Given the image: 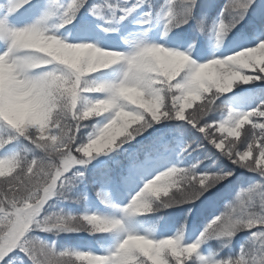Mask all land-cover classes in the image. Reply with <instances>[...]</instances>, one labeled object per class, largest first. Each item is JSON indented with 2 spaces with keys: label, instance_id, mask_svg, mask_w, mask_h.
<instances>
[{
  "label": "snow or ice",
  "instance_id": "obj_1",
  "mask_svg": "<svg viewBox=\"0 0 264 264\" xmlns=\"http://www.w3.org/2000/svg\"><path fill=\"white\" fill-rule=\"evenodd\" d=\"M253 84L264 0H0V264H264V100L237 110ZM81 183L139 190L58 210Z\"/></svg>",
  "mask_w": 264,
  "mask_h": 264
},
{
  "label": "rangeland",
  "instance_id": "obj_2",
  "mask_svg": "<svg viewBox=\"0 0 264 264\" xmlns=\"http://www.w3.org/2000/svg\"><path fill=\"white\" fill-rule=\"evenodd\" d=\"M223 2L224 0H216L217 4H222ZM216 11H218V8L216 9ZM49 27H51V24L49 25ZM67 27L71 28V25H68ZM239 27L240 26H238V28ZM61 31H64V30L62 29ZM66 35H68L70 39V34L66 33ZM140 35L141 33L138 31H131L127 34L125 39L131 41V40L139 38ZM228 45H229V41L226 39L219 48H215L214 41L211 38H208V46L210 50L216 55H219L220 52H223L225 50V47H227ZM97 75L99 76L100 74H97ZM253 87H258V86L254 84L253 85H242L237 89V92L239 94L238 101H237L239 107L237 110L246 111L249 108L255 107L257 104L261 102V100H264V89H259L257 91H254ZM247 127L249 126L246 125L245 128ZM88 167L90 168L91 165H89ZM85 178L86 180L93 179L94 174L86 172ZM138 190H139L138 188L133 189L131 184H126L120 189L119 194L117 196V194L114 193L109 186L104 185L102 183L90 184L89 187L87 188H85L84 185L81 183V184H78L77 188L73 190L74 192L79 194L80 203L73 204L70 202H61L56 205V208L58 210H62L64 213H73V214L81 213L84 211L102 210V206L99 204L98 200L96 199L97 191H101L102 193H107L109 200H111L113 203H116V202L126 203L127 199L130 198L131 195H134L135 191H138ZM186 208H187V205L181 208L167 209L165 210V215L170 220L175 219V218H180L183 216L184 210ZM196 212L198 213L199 210L197 209ZM156 215H159V213H156ZM189 219H190V225H189L190 229L195 230L196 234L198 235L199 229L203 227V224L200 222L199 219H197L195 223L191 222L192 217H190ZM186 235H188L187 232H186ZM247 235L248 233L241 232L234 238L233 243H232V247L234 250L240 247L241 243L244 242ZM194 238L195 236L193 235L192 239ZM208 247L209 245L207 244L204 245L202 251H206ZM211 247L213 248L215 247L214 241L211 242Z\"/></svg>",
  "mask_w": 264,
  "mask_h": 264
},
{
  "label": "trees",
  "instance_id": "obj_3",
  "mask_svg": "<svg viewBox=\"0 0 264 264\" xmlns=\"http://www.w3.org/2000/svg\"><path fill=\"white\" fill-rule=\"evenodd\" d=\"M254 88V89H253ZM252 89L254 90V91H257V90H259V89H264V88H261L260 86H258V87H253Z\"/></svg>",
  "mask_w": 264,
  "mask_h": 264
}]
</instances>
